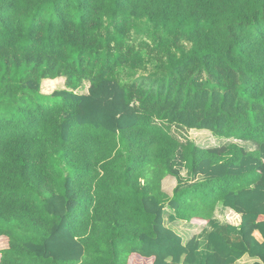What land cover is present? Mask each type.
<instances>
[{
  "label": "trees",
  "instance_id": "trees-1",
  "mask_svg": "<svg viewBox=\"0 0 264 264\" xmlns=\"http://www.w3.org/2000/svg\"><path fill=\"white\" fill-rule=\"evenodd\" d=\"M0 238V264H264V0H0Z\"/></svg>",
  "mask_w": 264,
  "mask_h": 264
},
{
  "label": "rangeland",
  "instance_id": "rangeland-1",
  "mask_svg": "<svg viewBox=\"0 0 264 264\" xmlns=\"http://www.w3.org/2000/svg\"><path fill=\"white\" fill-rule=\"evenodd\" d=\"M46 81L47 80L43 82V86H42L43 93L46 95H50L57 90H62L66 88V81L64 78H61L59 81H53V82H50V81L46 82ZM89 86L90 84L86 83L84 87L81 90H79V93L86 94L88 92ZM173 132L177 137L181 136V133L177 129L174 128ZM188 135L195 142V144H197V146L201 148L220 147V146H224L230 143H238L248 150H251L252 148H254L251 145H249V143H242L237 140L218 139L214 137L210 132H206V131H191ZM176 185H177L176 179L173 177H169L164 181V190L168 194L172 195L173 190L176 187ZM169 215H170V211L167 210V218L169 217ZM230 215H231L230 222H233V223L236 222L237 218H234L235 215L231 212L229 213V211L227 210H224V211L219 210L216 217L221 222H225V220H227V216H230ZM167 225L170 228L172 227L180 232L185 233L184 235L187 238H190L194 234H199L200 230L202 229V227H199V226H203V227L205 226V225H200V224H193V225L190 224V226H188L187 224H182V223H177V224L172 225L169 222V220H167ZM6 248H8V239L0 238V252Z\"/></svg>",
  "mask_w": 264,
  "mask_h": 264
},
{
  "label": "crops",
  "instance_id": "crops-1",
  "mask_svg": "<svg viewBox=\"0 0 264 264\" xmlns=\"http://www.w3.org/2000/svg\"><path fill=\"white\" fill-rule=\"evenodd\" d=\"M60 79H57V80H47L46 82L50 81V82H53V81H59ZM222 210V209H220ZM236 215V214H235ZM239 219V217H238ZM255 261H257L256 259H251L249 256H245L240 262L239 264H251V263H254Z\"/></svg>",
  "mask_w": 264,
  "mask_h": 264
},
{
  "label": "built area",
  "instance_id": "built-area-1",
  "mask_svg": "<svg viewBox=\"0 0 264 264\" xmlns=\"http://www.w3.org/2000/svg\"><path fill=\"white\" fill-rule=\"evenodd\" d=\"M233 214H234V213H233ZM234 215H235V214H234ZM238 216H239V215L236 214L235 217H234V218H237L236 221L239 220V219H238ZM230 219H231V215H230V216H227V220H228L229 222L231 221ZM230 223H233V222H230Z\"/></svg>",
  "mask_w": 264,
  "mask_h": 264
}]
</instances>
